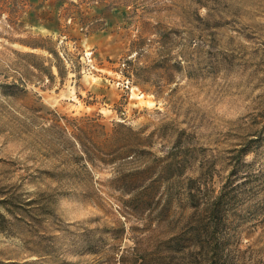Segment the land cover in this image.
<instances>
[{
  "label": "rangeland",
  "instance_id": "obj_1",
  "mask_svg": "<svg viewBox=\"0 0 264 264\" xmlns=\"http://www.w3.org/2000/svg\"><path fill=\"white\" fill-rule=\"evenodd\" d=\"M0 264H264V0H0Z\"/></svg>",
  "mask_w": 264,
  "mask_h": 264
},
{
  "label": "trees",
  "instance_id": "obj_2",
  "mask_svg": "<svg viewBox=\"0 0 264 264\" xmlns=\"http://www.w3.org/2000/svg\"><path fill=\"white\" fill-rule=\"evenodd\" d=\"M52 53H56V52H52ZM57 67V70L59 73H62L61 69L59 68V65L56 64L55 65ZM51 75V73L49 74ZM120 125H123L122 123H118V126ZM80 135H74V139L76 140L77 143H79V145L83 148V154H86V155H89L87 150H86V146H85V142L82 141V139L86 140V142L88 141H91V139L94 137L92 136V131L90 129H86V130H80ZM128 132L130 134V136H132V139L134 140L133 142L135 144H133L134 146L137 145L138 141H139V138L137 137V133L138 132H135L133 131L130 127L128 128ZM121 137H120V131L116 128H114L112 130V132L108 135L107 137V146H108V149H109V153H113V151L115 150H118L120 149V146L122 145H117V146H114L116 141L120 140ZM115 158V157H113ZM110 160V158L106 159V161Z\"/></svg>",
  "mask_w": 264,
  "mask_h": 264
}]
</instances>
